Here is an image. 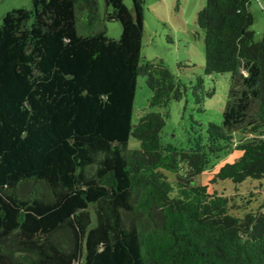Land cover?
<instances>
[{
    "label": "trees",
    "instance_id": "1",
    "mask_svg": "<svg viewBox=\"0 0 264 264\" xmlns=\"http://www.w3.org/2000/svg\"><path fill=\"white\" fill-rule=\"evenodd\" d=\"M103 2L101 13L98 0H30L1 15L0 264H264V202L238 216L245 203L192 185L233 150L215 178H264V35L254 38L251 0H206L196 14L203 72L230 84L220 123L192 120L183 145L162 139L168 112L132 123L138 77L149 107L188 88L200 106L212 90L141 60L145 0Z\"/></svg>",
    "mask_w": 264,
    "mask_h": 264
},
{
    "label": "rangeland",
    "instance_id": "2",
    "mask_svg": "<svg viewBox=\"0 0 264 264\" xmlns=\"http://www.w3.org/2000/svg\"><path fill=\"white\" fill-rule=\"evenodd\" d=\"M206 0H145L144 34L142 37L141 60H162L169 71L188 87L195 83L196 77L203 79L205 90H212V96L203 97L200 106L195 103L191 89L178 101H170L167 106L149 107L150 91L146 88L142 77H138L133 102L132 123L148 111L168 112L162 129V139L183 145L187 131L193 125L192 120L206 124L208 121L220 123L221 111L225 105L230 84V73L204 74L203 33L196 24V14L205 5ZM99 9L104 11L103 0H98ZM29 7L30 0H0L1 15L16 7ZM249 11L253 17L251 29L254 38L264 35V0H251ZM107 34L118 37L121 27L118 21L105 23ZM200 108V110H199ZM130 148L138 146V142L129 138ZM240 152L233 150L222 154L219 159L210 162L205 171L194 178L192 185H206L207 190L228 196L231 202L244 205L245 209H237L233 213L242 215L264 202V178L247 179L235 185L229 179L220 180L214 173L224 163L238 159ZM174 176L173 173H169ZM249 192H254L249 196ZM247 200H251L247 202Z\"/></svg>",
    "mask_w": 264,
    "mask_h": 264
}]
</instances>
